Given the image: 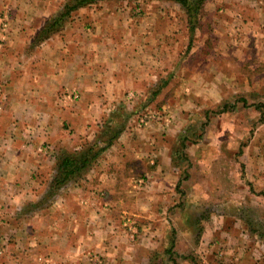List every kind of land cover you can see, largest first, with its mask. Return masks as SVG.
Returning a JSON list of instances; mask_svg holds the SVG:
<instances>
[{"label":"crops","instance_id":"1","mask_svg":"<svg viewBox=\"0 0 264 264\" xmlns=\"http://www.w3.org/2000/svg\"><path fill=\"white\" fill-rule=\"evenodd\" d=\"M67 1L0 0V264H148L170 234L182 179L169 142L179 129L164 132L161 120H189L205 77H233L238 62L264 60L231 53L239 40L264 37V0H209L195 43L181 7L162 1L89 5L39 39ZM205 14L217 50L206 71ZM120 127L81 181L54 188L58 157L104 145ZM126 216L141 220V241L129 238ZM245 225L226 250L233 264H264L255 256L264 229ZM221 244L211 249L224 255Z\"/></svg>","mask_w":264,"mask_h":264},{"label":"rangeland","instance_id":"2","mask_svg":"<svg viewBox=\"0 0 264 264\" xmlns=\"http://www.w3.org/2000/svg\"><path fill=\"white\" fill-rule=\"evenodd\" d=\"M124 1L127 0L112 2ZM140 2L144 6L157 1H128L136 5ZM162 2L168 6H179L173 2ZM182 12L181 9L179 13ZM207 17L205 14V71L212 62H216L210 63V60L217 54L215 29L212 30L211 23L214 20ZM201 25L199 23V27ZM196 32L193 37L190 34L194 43L198 39ZM231 47V53L261 52L264 59L262 35L246 37ZM213 64L216 69L217 64ZM223 64L229 68L227 63ZM236 66L241 75L239 72L233 77H205V93L201 96L192 92V99L198 104L190 112L184 111L189 112V120L184 123L171 120L172 117L161 120L164 123L162 129H166L164 132L173 125L179 129L176 141L169 142L173 163L182 179L181 186L175 190L176 205L171 207L176 219L166 230L170 234L159 239L158 249L148 253V264H214L221 260L233 264V254L226 249H230L229 242H234L240 232L246 235L245 223L250 228L264 229V60L253 63L241 61ZM224 88L225 91L222 90ZM181 96V100L189 102L188 90ZM168 97L175 99L177 94L169 93ZM147 113L139 117L144 120H137L140 127L146 124ZM143 177L146 178L145 175ZM241 219L245 222L242 223ZM140 222L129 216L122 220V226L128 230L127 234L133 242L142 240ZM202 235H205L203 247L199 244ZM145 238H151L150 234ZM172 238L176 242L174 255H168L165 250L171 246ZM243 239L248 241L245 236ZM218 242L223 244L226 254H217L211 249ZM190 245L195 247L188 248ZM204 248L205 253L198 252ZM259 251L255 256L264 261V251Z\"/></svg>","mask_w":264,"mask_h":264},{"label":"trees","instance_id":"3","mask_svg":"<svg viewBox=\"0 0 264 264\" xmlns=\"http://www.w3.org/2000/svg\"><path fill=\"white\" fill-rule=\"evenodd\" d=\"M102 1H113V0H69L68 2L65 3L62 12L59 15L53 17L52 20L47 23V25L41 31L38 38L43 40V38H48L49 36L60 32L74 11L83 7H87L89 5L97 4ZM114 1H119V0H114ZM127 1H140V0H127ZM146 1H165V2H173L178 4L187 15L189 32L191 34V37H193L195 31L199 28L200 16L203 12L207 0H146ZM110 129H112L111 130L112 137H110V139H108L106 142H103L104 145L95 143L91 146L88 147L86 146L87 148L85 147V149H82L78 152H73V153L64 152L60 157L57 158V164H56L57 175L54 180L55 189H59L62 186L71 182H75V183L79 182L85 177L89 168L96 162V160L100 157V155L112 145L113 141L122 132V127L110 128ZM174 240L175 239L172 238L171 246L165 250V254L174 255L173 251L176 244Z\"/></svg>","mask_w":264,"mask_h":264},{"label":"built area","instance_id":"4","mask_svg":"<svg viewBox=\"0 0 264 264\" xmlns=\"http://www.w3.org/2000/svg\"><path fill=\"white\" fill-rule=\"evenodd\" d=\"M2 47V44L0 43V48ZM128 221H130V220H128ZM125 222H127V221H125Z\"/></svg>","mask_w":264,"mask_h":264}]
</instances>
